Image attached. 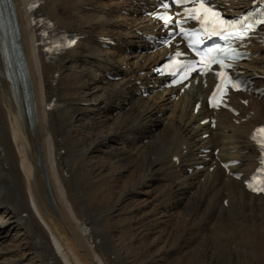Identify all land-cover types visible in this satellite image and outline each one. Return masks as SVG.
<instances>
[{"label":"bare ground","instance_id":"1","mask_svg":"<svg viewBox=\"0 0 264 264\" xmlns=\"http://www.w3.org/2000/svg\"><path fill=\"white\" fill-rule=\"evenodd\" d=\"M10 1L15 35L0 13V264H131L124 238L107 236L120 204L161 263L264 264V196L244 184L258 162L252 133L264 124V30L239 67L252 93L214 114L211 79L183 93L158 89L152 69L164 52L145 39L159 27L148 0H41L35 13L31 0ZM252 1L218 2L236 13ZM35 16L84 38L48 60ZM231 160L239 163L225 168Z\"/></svg>","mask_w":264,"mask_h":264},{"label":"rangeland","instance_id":"2","mask_svg":"<svg viewBox=\"0 0 264 264\" xmlns=\"http://www.w3.org/2000/svg\"><path fill=\"white\" fill-rule=\"evenodd\" d=\"M113 81H117V80H113ZM89 106H91V105L89 104ZM93 127H94V123L87 120L85 123V129L87 131H90L93 129ZM77 137L81 138V139L85 138V133H82L81 135H79ZM113 139H115V138H113ZM88 142L90 144L91 141H88ZM145 142H146V140H145ZM105 143H103L100 147H102L103 145L108 147L107 143L106 144ZM79 145L80 144H78L77 147H79ZM108 149H106V147H103L102 152L107 153ZM102 152L101 153L97 152V155L102 156ZM94 162H95L94 160H90L91 164H94ZM96 169L97 168H95V170ZM122 189H123V187L120 189L116 188V189L112 190L109 188V189L105 190V192L101 193L96 198V204L98 206H104V205L113 203L115 201L116 196L119 195V193H121ZM119 206H120L119 207L120 210H118L119 213L118 214L114 213V215H117V216L114 219H111L109 222V225L107 227V236L109 237V232H110V237H112L115 240L118 237L124 238L126 256H127V258L130 259L131 264H159V263L153 261L152 258H154L155 260L160 262L157 259V252L160 253V255L162 257L161 251H157L153 246L150 245L149 241L146 239V237L143 234V232H144L143 226L135 225L128 218V215H127L128 208H126L124 206L122 207V204H120ZM125 213H126V216H125ZM138 227H140L142 231H139L140 229ZM12 233H13V235L15 234V232H12ZM2 245L6 246L7 242L3 241L2 244L0 243V247H3ZM151 248H153L154 250H151ZM155 251H157V252H155ZM150 258L153 262L147 263V261ZM161 264H165V263H161ZM249 264H253V262H251Z\"/></svg>","mask_w":264,"mask_h":264},{"label":"snow or ice","instance_id":"3","mask_svg":"<svg viewBox=\"0 0 264 264\" xmlns=\"http://www.w3.org/2000/svg\"><path fill=\"white\" fill-rule=\"evenodd\" d=\"M187 2H188V0H173V3H175V4H183V3H187ZM165 7H168V5H165ZM187 11H188L189 15H192L193 13H195L196 19H200L201 14H203L206 22L209 19L215 20L216 23L225 31H228V28H232L233 30L229 32V35L244 36L247 34L246 29L241 31L240 29L236 28L235 25H229L226 21L218 19L220 14L218 12L214 11L212 7L206 6L205 0H200L197 7L188 9ZM171 20H172V18L168 17L166 22H169ZM248 27H251V25H249ZM181 31H183V29H181ZM221 75H224V74H221ZM233 86L236 87V85H233ZM222 87H223V89H226L227 83H224L222 85ZM219 90H221V86H218V91ZM258 131L261 133H264V129H259Z\"/></svg>","mask_w":264,"mask_h":264}]
</instances>
